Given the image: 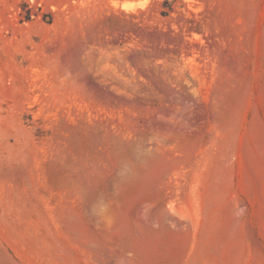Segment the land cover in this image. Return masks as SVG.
<instances>
[{"label":"rangeland","instance_id":"rangeland-1","mask_svg":"<svg viewBox=\"0 0 264 264\" xmlns=\"http://www.w3.org/2000/svg\"><path fill=\"white\" fill-rule=\"evenodd\" d=\"M264 264V0H0V264Z\"/></svg>","mask_w":264,"mask_h":264},{"label":"crops","instance_id":"crops-1","mask_svg":"<svg viewBox=\"0 0 264 264\" xmlns=\"http://www.w3.org/2000/svg\"><path fill=\"white\" fill-rule=\"evenodd\" d=\"M228 264V263H227ZM229 264H243V262L242 261H240V262H236V263H229Z\"/></svg>","mask_w":264,"mask_h":264}]
</instances>
